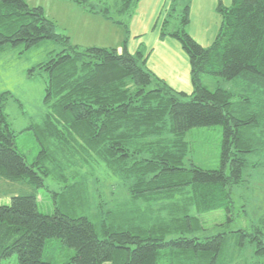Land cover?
Instances as JSON below:
<instances>
[{
	"label": "trees",
	"instance_id": "trees-1",
	"mask_svg": "<svg viewBox=\"0 0 264 264\" xmlns=\"http://www.w3.org/2000/svg\"><path fill=\"white\" fill-rule=\"evenodd\" d=\"M69 1L122 27L121 51L72 44L55 31L41 6L0 0V47L23 43L29 48L43 39L64 43L28 70L47 73L44 101L50 110L41 124L28 128L40 145L33 162L17 148L0 103V178L37 188L50 174L65 183L60 205L55 202L50 214L38 210L34 191L0 204V264L13 255L18 264H51L42 258L51 238L74 250L62 264H228L246 245L264 262V225L257 219L231 229L232 189L248 183L264 165V158L248 160L264 152V0H231L230 6L219 0L221 26L207 47L186 30L189 4L175 30H167L169 20L163 21L161 36L178 40L189 58V94L147 68L142 46L127 50L129 21L139 0ZM204 75L231 80L233 86L210 90ZM210 126H221L220 166L185 164L184 133ZM89 154L127 186L124 200L96 198L95 206L90 204L88 173H81ZM219 209L225 221L213 225L219 227L214 234L201 235L208 230L202 216Z\"/></svg>",
	"mask_w": 264,
	"mask_h": 264
},
{
	"label": "rangeland",
	"instance_id": "rangeland-1",
	"mask_svg": "<svg viewBox=\"0 0 264 264\" xmlns=\"http://www.w3.org/2000/svg\"><path fill=\"white\" fill-rule=\"evenodd\" d=\"M25 1L31 7L41 6L46 17L54 21L55 31L68 36L70 43L75 44L74 42L78 38L72 36H74V31L76 32L77 15H74L71 8L56 7V4L65 5L59 0ZM90 3L112 4L114 0H88L87 4ZM68 5L71 4L68 3ZM170 13H172L168 18L169 21L171 20L170 24L179 23V12L176 10L174 13L173 11ZM70 16L71 18H69ZM106 37L109 42L104 40L106 42L104 44H112L110 34H106ZM87 38V40L99 44L96 46L102 47L103 40L91 36ZM115 39L113 38V40ZM63 45L61 40L43 39L29 48H25L23 43L0 47V94L7 92L4 94V98L0 100L1 110L9 128L16 133L17 148L25 154L28 163L35 160L40 149L34 130L28 128L41 124L46 113L50 111L48 104L44 101L47 73L43 70H35V73L30 75L28 70L51 58L64 47ZM203 82L210 90L214 89L217 84L225 88L233 86L231 80L216 79L209 75L203 76ZM0 124L3 125L2 122ZM183 138L187 144V151L183 159L185 164L192 163L208 169L220 166L221 126L194 127L186 131ZM92 156L89 154L90 160L83 161L81 164V173L86 171L88 173L90 204L96 198L108 202L124 200L129 195L127 186L118 183V179L115 177H110L101 164L98 165L93 161L96 159ZM262 158H264V152L260 155L251 154L248 160L252 162ZM259 170L260 172L253 173L251 177H248V183L232 189V215L235 222L231 225V229L240 226L247 227L251 223L257 222V219L260 224L264 225V165ZM71 181L72 179L68 180V182ZM64 184L62 180L50 174L44 176L43 185L37 188H33V185L26 181H11L0 178V204L9 203L12 195L34 191L37 194L38 210L41 213L50 214L53 213L56 203L60 205ZM92 205L95 206L93 203ZM93 206L90 207L92 211L94 210ZM226 216L225 211L221 209L205 213L202 216L203 226L208 230L202 231L201 235H211L217 232L219 227L213 225L225 221ZM261 236L264 240V226ZM251 250L250 246L246 245L245 248L238 251L237 255L233 252L232 261H229L228 264H251L252 260L254 261L253 264H264L262 260H256L252 256ZM73 254L72 248L62 244L57 239L51 238L45 242L42 258L50 261L51 264H62L69 260ZM4 263L18 264L15 255Z\"/></svg>",
	"mask_w": 264,
	"mask_h": 264
},
{
	"label": "crops",
	"instance_id": "crops-1",
	"mask_svg": "<svg viewBox=\"0 0 264 264\" xmlns=\"http://www.w3.org/2000/svg\"><path fill=\"white\" fill-rule=\"evenodd\" d=\"M59 1L64 2L65 5L56 4V7L66 6V9L71 8L74 15H77L76 32L74 31L72 36L78 38L74 42L76 45L81 47L99 45L92 40H87V37L91 36L103 40L102 47H115L121 51L125 38L122 27L112 24L100 15L87 12L69 0ZM218 1L139 0L129 21L127 50L134 53L142 46L149 70L173 89L191 93L193 86L189 58L178 40L169 35L161 36L162 23L171 15L173 4L175 11L177 10L179 14L184 6L189 4V23L186 30L197 43L207 47L213 43L222 22L216 10ZM220 1L224 6L231 5V0ZM170 22L171 20L166 25L167 30H175L179 23L170 24ZM106 34H110L112 44H104L105 41L109 42ZM113 38L116 39L113 40Z\"/></svg>",
	"mask_w": 264,
	"mask_h": 264
}]
</instances>
